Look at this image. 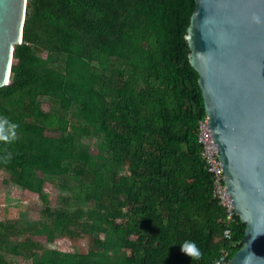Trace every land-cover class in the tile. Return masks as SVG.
I'll use <instances>...</instances> for the list:
<instances>
[{"label":"trees","instance_id":"obj_1","mask_svg":"<svg viewBox=\"0 0 264 264\" xmlns=\"http://www.w3.org/2000/svg\"><path fill=\"white\" fill-rule=\"evenodd\" d=\"M193 9L194 0H27L22 42L14 46L10 78L0 87V166L45 203L49 222L33 232L49 243L28 264H106L92 258L93 251L77 257L55 247V235H75L84 213L80 204L72 212L50 210L37 169L62 186L68 177L81 182L74 199L91 204L86 217L92 220L81 222V229L111 228L114 245L93 241L121 247V264H211L231 239L238 242L231 255L241 246L245 224L237 215L226 224L197 142L205 111L185 39ZM32 48L48 49L57 66H46ZM111 57L123 59L128 73L109 66ZM39 95L72 109L80 119L71 124L74 131L64 115L42 109ZM46 129L59 135L43 134ZM75 132L100 136L112 164L78 148ZM120 163L129 173L117 178L113 166ZM118 216L125 222L117 223ZM226 228L231 239L224 237ZM28 229L0 222V250L8 237ZM185 239L197 242L200 257L181 250ZM39 245L25 238L9 248L21 254ZM0 264L10 263L0 257Z\"/></svg>","mask_w":264,"mask_h":264},{"label":"water","instance_id":"obj_2","mask_svg":"<svg viewBox=\"0 0 264 264\" xmlns=\"http://www.w3.org/2000/svg\"><path fill=\"white\" fill-rule=\"evenodd\" d=\"M26 8L27 0H0V87ZM185 39L226 192L245 224L228 264H264V0H194Z\"/></svg>","mask_w":264,"mask_h":264},{"label":"rangeland","instance_id":"obj_3","mask_svg":"<svg viewBox=\"0 0 264 264\" xmlns=\"http://www.w3.org/2000/svg\"><path fill=\"white\" fill-rule=\"evenodd\" d=\"M33 52L42 60H46L48 64L46 66L54 68L57 63L49 61L52 57L51 52L46 48H32ZM94 63V62H93ZM61 64V63H60ZM108 65H113L119 68L121 71L128 73L129 66L125 61L118 57L109 58ZM98 72L102 71L100 67L97 69ZM61 73H64L62 70ZM108 73V72H107ZM38 102L41 104L42 109L48 110L54 115H64L65 119L68 120V131H74L71 124L77 125L79 118L72 116L70 113L72 109L69 107L60 106L59 100L49 95H39L37 97ZM26 121L28 119L26 118ZM43 134L58 136L57 132L46 129ZM74 144L78 148L87 150L93 155H102L105 161L112 164L109 157H107L105 147L103 145L102 138L98 135H86L74 133ZM100 159H98V162ZM116 172V177L120 175H126L129 173L128 165L120 163L113 166ZM36 175L45 177L42 185V190L47 196V205L50 210L65 209L67 211H74L77 205L83 210L82 216L79 218L78 223L73 227L76 234L69 236L68 234H57L53 239L55 247L65 253L74 254L77 257L84 256L90 251L95 252L94 259H100L106 264H121L119 259L122 255L123 249L121 247H104L102 245L94 244L93 238L98 237L101 240L109 242L114 245L113 240L115 239V233L112 229L106 226V230L95 229L92 233L81 229V222L91 219L86 217L89 209L91 208L90 203H77L74 199L73 193H78L84 188L81 182L75 181L72 177H68L67 185H60L61 180L58 177L52 178L49 175L43 174L39 169L35 171ZM80 184V185H79ZM88 184V182H84ZM79 185V186H78ZM45 203L42 201L39 194L24 187L18 186L14 181L11 180V175L3 167L0 166V222H15L19 227H29L28 230L20 233H16L8 237V247L0 250V257H3L10 264H28L32 263L36 253L37 257L41 254L42 249L49 243L46 239V235L42 233H34L33 229L40 225V222L48 223L49 219L46 216L43 208ZM125 210V209H124ZM117 223H124L126 220L125 216H118L116 219ZM130 237H134L131 235ZM25 238H30L36 241L40 245L36 248H31L30 251L14 254L10 251V245L15 241H22ZM31 252V253H30ZM128 252V250L126 251ZM97 253H103L102 256L96 255Z\"/></svg>","mask_w":264,"mask_h":264},{"label":"built area","instance_id":"obj_4","mask_svg":"<svg viewBox=\"0 0 264 264\" xmlns=\"http://www.w3.org/2000/svg\"><path fill=\"white\" fill-rule=\"evenodd\" d=\"M197 142L200 146V154L206 168L211 175L212 195L218 200L225 212V221L229 225L234 221L235 211L232 202L226 192V185L223 176L222 162L219 156V149L214 140L213 132L208 124V116L205 114L198 119L196 125ZM229 228L224 230V237L231 239ZM237 241L231 239L230 246L222 248L211 264H228L231 258V249L237 245Z\"/></svg>","mask_w":264,"mask_h":264},{"label":"clouds","instance_id":"obj_5","mask_svg":"<svg viewBox=\"0 0 264 264\" xmlns=\"http://www.w3.org/2000/svg\"><path fill=\"white\" fill-rule=\"evenodd\" d=\"M4 123H8L6 118L4 119ZM13 127H15V125H13ZM180 247H181V250L189 254L191 258L200 257L202 254L201 249L195 240L185 239L183 242H180Z\"/></svg>","mask_w":264,"mask_h":264},{"label":"bare ground","instance_id":"obj_6","mask_svg":"<svg viewBox=\"0 0 264 264\" xmlns=\"http://www.w3.org/2000/svg\"><path fill=\"white\" fill-rule=\"evenodd\" d=\"M8 82V81H7Z\"/></svg>","mask_w":264,"mask_h":264}]
</instances>
